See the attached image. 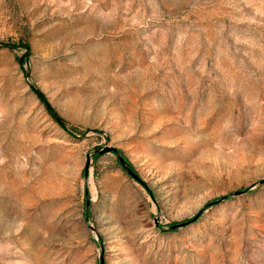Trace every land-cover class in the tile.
<instances>
[{"label": "rangeland", "instance_id": "374dc122", "mask_svg": "<svg viewBox=\"0 0 264 264\" xmlns=\"http://www.w3.org/2000/svg\"><path fill=\"white\" fill-rule=\"evenodd\" d=\"M0 264H264V0H0Z\"/></svg>", "mask_w": 264, "mask_h": 264}, {"label": "water", "instance_id": "95a60500", "mask_svg": "<svg viewBox=\"0 0 264 264\" xmlns=\"http://www.w3.org/2000/svg\"><path fill=\"white\" fill-rule=\"evenodd\" d=\"M108 153H114L116 155L117 159L119 160L121 166L127 171V173L130 176H132L135 180H137L139 182H142L140 177L132 170L130 164L128 163L126 158L122 155V153L119 150H117L115 148H112V147H105V148L98 149L92 155H89L88 156L87 170L90 167L91 159H92L93 156H102V155H105V154H108ZM197 219L198 218L195 217L192 221H194V220L196 221ZM192 221L185 222V223H182V224H177L175 226H172L170 229L171 230H176V229H179L180 227H185V226L191 224Z\"/></svg>", "mask_w": 264, "mask_h": 264}, {"label": "trees", "instance_id": "16d2710c", "mask_svg": "<svg viewBox=\"0 0 264 264\" xmlns=\"http://www.w3.org/2000/svg\"><path fill=\"white\" fill-rule=\"evenodd\" d=\"M4 46L10 49H15L19 46L24 47L28 53L30 51V45L27 42L21 41V42H6L4 43ZM28 56V54H27ZM36 94L38 95L39 99L42 101V103L45 105L48 113L51 115V117L64 129L67 128L65 121L63 118L58 114V112L53 108V106L49 103L46 96L39 90L36 91Z\"/></svg>", "mask_w": 264, "mask_h": 264}]
</instances>
